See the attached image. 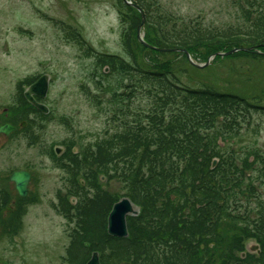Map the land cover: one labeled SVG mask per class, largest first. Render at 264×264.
Segmentation results:
<instances>
[{"label":"trees","instance_id":"trees-1","mask_svg":"<svg viewBox=\"0 0 264 264\" xmlns=\"http://www.w3.org/2000/svg\"><path fill=\"white\" fill-rule=\"evenodd\" d=\"M132 1L140 10L115 0L122 53L101 51L74 29V41L83 55L93 57L98 72L93 86L85 81L81 86L97 104L104 101L99 92L110 95L115 129L92 141L64 140L61 155L49 152L54 166L65 171L66 193L58 194L55 207L73 224L65 260L86 264L97 250L105 264H264V196L258 187L264 183V154L257 146L244 151L233 146L244 128L260 129L253 118L264 115V104L253 99L264 97V86L234 69L221 85L197 81L182 67L209 69L187 58L185 50L195 56L200 47L207 50L206 61L235 46L253 49L226 56H264V0H237L240 21L227 25L182 15L161 0ZM141 11L144 40L165 49L150 48L138 38ZM60 24L64 31L72 28ZM144 49L178 57L153 67ZM17 103L20 120L31 111L41 119L48 116L23 93ZM104 178L120 182L123 192L103 186ZM122 196L140 211L127 217L129 234L119 237L108 232L107 218ZM0 198V206L7 203L6 189L0 188ZM229 224L237 225L238 233H224ZM242 233L259 242L260 254L242 256Z\"/></svg>","mask_w":264,"mask_h":264},{"label":"rangeland","instance_id":"rangeland-1","mask_svg":"<svg viewBox=\"0 0 264 264\" xmlns=\"http://www.w3.org/2000/svg\"><path fill=\"white\" fill-rule=\"evenodd\" d=\"M161 1L182 15L203 16L207 23L227 25L240 21L237 0ZM60 21L72 28L64 31ZM120 27L115 0H0V121L17 124L15 132L9 135L0 132V187L6 189L10 201L15 200L11 209L7 204L0 206V264H69L65 260L66 248L73 224L54 206L58 194L66 193L65 171L54 166L49 152L63 153L64 140L92 141L105 130L115 129L110 120L112 105L107 102L110 95L99 92L104 101L97 104L81 86L84 81L93 86L98 72L93 57L83 55L74 41V29L81 31L97 49L122 53ZM204 50L200 47L191 59L187 56L188 60L204 63ZM142 54L153 67L167 61L174 63L178 57L176 53L157 54L149 49L142 50ZM215 55L218 57L217 52L208 57L205 66L209 69L197 71L186 64L182 67L189 72L184 73L194 75L197 81L221 85L234 69L255 76L264 86V56L235 54L214 59ZM43 73L50 79L42 100L50 113L41 119L31 111L22 126L16 110L20 93L28 87L23 81ZM256 101L264 104V97H255L253 102ZM32 118L36 120L31 124ZM253 120L260 123V129L256 132L252 126L244 128L233 146L237 144L235 147L242 151L257 146L264 154V115L255 113ZM20 168L32 173L28 198L23 202L18 199L15 183L9 179L10 173ZM102 184L111 191L123 192L117 180L104 178ZM258 187L263 197L264 183ZM233 225H227L224 233H238V226ZM243 241L248 250L258 252L252 250L256 245L254 239L244 236Z\"/></svg>","mask_w":264,"mask_h":264},{"label":"water","instance_id":"water-1","mask_svg":"<svg viewBox=\"0 0 264 264\" xmlns=\"http://www.w3.org/2000/svg\"><path fill=\"white\" fill-rule=\"evenodd\" d=\"M127 1L133 4L132 1L130 0H127ZM133 5L136 6V4H133ZM144 23H145V17H144V12H142V24L138 27L139 39L148 47L155 48V49H162L144 40L142 32H141V27ZM239 49H246V48L245 47H235L229 51H226L224 54H229ZM186 52H187V55L190 57L189 52L187 50ZM197 65L203 66V64H197ZM48 87H49V76L47 74H43L36 81H34L25 91V96L27 97V99L30 100L39 110L44 111V112H47L49 110L48 106L38 101L35 95L44 97L47 94ZM15 128L16 126L12 125L11 123L0 124V132H4L6 134H9ZM215 163H216V160L214 161V164ZM30 178H31V172L27 169H16L12 171L10 175V179L15 182L16 189L21 196L27 195L28 183H29ZM137 212H138V209L135 208L132 200L129 197L125 196V197H122L120 200L116 201L108 215V232L112 235H116L120 237L127 236L129 233L128 225H127V215L131 213H137ZM255 247L259 249L258 244H256ZM86 264H103L100 261L98 251L93 252L91 258L87 261Z\"/></svg>","mask_w":264,"mask_h":264},{"label":"flooded vegetation","instance_id":"flooded-vegetation-1","mask_svg":"<svg viewBox=\"0 0 264 264\" xmlns=\"http://www.w3.org/2000/svg\"><path fill=\"white\" fill-rule=\"evenodd\" d=\"M6 110H7V107L5 108V111H6ZM0 117H1V112H0ZM3 122H9V121H8V120H4V119H3L2 121H0V123H3ZM21 122H22V121H21ZM21 122H20V123H21ZM1 201H2V199L0 198V203H1ZM8 201H10V200H8ZM8 201H7V203H8ZM7 203H6V204H7ZM11 203H12L13 205H15V204H14V203H15V200H14V202L11 201ZM7 206H8V205H7Z\"/></svg>","mask_w":264,"mask_h":264}]
</instances>
